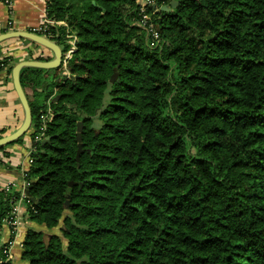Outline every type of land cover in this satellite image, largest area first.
I'll list each match as a JSON object with an SVG mask.
<instances>
[{
    "label": "trees",
    "instance_id": "1",
    "mask_svg": "<svg viewBox=\"0 0 264 264\" xmlns=\"http://www.w3.org/2000/svg\"><path fill=\"white\" fill-rule=\"evenodd\" d=\"M45 3L65 25L38 34L75 49L20 72L23 201L45 228L27 229L20 264H264V0H153V45L135 0ZM20 195L0 186V264H15Z\"/></svg>",
    "mask_w": 264,
    "mask_h": 264
},
{
    "label": "crops",
    "instance_id": "2",
    "mask_svg": "<svg viewBox=\"0 0 264 264\" xmlns=\"http://www.w3.org/2000/svg\"><path fill=\"white\" fill-rule=\"evenodd\" d=\"M45 6V0H0V25L3 26L10 21L14 30L37 29L43 23ZM40 49L39 46L32 45L24 39H12L0 44L1 56H11L13 66L20 61L45 57L51 53L44 51L43 56H38L40 54L37 51ZM8 67L0 70V137L15 131L23 120V109L14 91ZM30 131L23 137L21 143L10 145L0 151V186L7 183L13 184L12 190L20 191L21 194H24V189L28 186L22 178L29 166L32 143ZM6 154H9L7 158L4 157ZM16 205L18 208L17 223L8 247V258L13 263L20 264L22 263L21 244L27 229L45 230V228L27 220L26 207L22 203H16ZM0 233L1 243L7 242L11 234L7 223L3 224Z\"/></svg>",
    "mask_w": 264,
    "mask_h": 264
},
{
    "label": "water",
    "instance_id": "3",
    "mask_svg": "<svg viewBox=\"0 0 264 264\" xmlns=\"http://www.w3.org/2000/svg\"><path fill=\"white\" fill-rule=\"evenodd\" d=\"M166 8L167 7H163L162 9H166ZM12 39H24V40H27L33 43L36 46H39L43 49H47L48 51L52 53L53 58L48 61L36 60V59L24 60V61H20L16 63L12 67L11 69L12 85L17 95V98L21 104V107L23 109V120H22L21 125L15 131L5 136L0 137V147L11 144L17 139L21 138L23 135H25L30 130V127H31V122H32L31 110L29 107L27 97L24 94V91L20 83L21 70L27 67L49 70V69L58 68L59 66L63 65V54L64 53L55 41H52L42 35L35 34L29 31H24V30H13V31L0 34V44L5 41L12 40ZM77 136H79V133H77ZM28 190L29 188L27 186L24 189V194L26 195L27 198H29L30 201H32V198L30 197Z\"/></svg>",
    "mask_w": 264,
    "mask_h": 264
},
{
    "label": "built area",
    "instance_id": "4",
    "mask_svg": "<svg viewBox=\"0 0 264 264\" xmlns=\"http://www.w3.org/2000/svg\"><path fill=\"white\" fill-rule=\"evenodd\" d=\"M136 3L139 5V19L137 21L138 25L141 26L147 33V35H149L150 39H151V45H153L155 42L158 41V33L156 30L153 29V26L152 24L149 22L150 20V17L149 15L147 14L146 12V7L148 5H152L153 4V0H135ZM7 2V1H5ZM65 25L63 22H54V21H51L49 19L46 18V16L44 17V20H43V23L41 24V26L37 29H29V32H32V33H35V34H38L39 32L43 31L47 25ZM1 30H4L5 32H9V31H13L14 29H12V23L10 21H8L5 25L1 26L0 25V31ZM40 35V34H39ZM44 36V35H42ZM45 37V36H44ZM70 44V48L64 52L63 54V67H65L66 65V61L71 57L75 47H74V38L73 39H70L69 42ZM41 48V47H40ZM42 49V50H41ZM39 51H37L38 56H43L44 55V49L41 48ZM30 159H29V163H30ZM23 176H24V173H23ZM4 188L5 191H11L12 187H13V184H5L2 186ZM25 198H27L23 193L20 195V198L17 202L20 203L21 201H23ZM17 213H18V208H17V205L15 207H13V210H12V216L14 219H12V224L15 225L17 223L16 221V216H17Z\"/></svg>",
    "mask_w": 264,
    "mask_h": 264
},
{
    "label": "rangeland",
    "instance_id": "5",
    "mask_svg": "<svg viewBox=\"0 0 264 264\" xmlns=\"http://www.w3.org/2000/svg\"><path fill=\"white\" fill-rule=\"evenodd\" d=\"M69 40H70V39H69ZM68 42H69V41H68ZM32 45H33V44H32ZM59 47L61 48V46H59ZM61 49H62V48H61ZM44 50H45V52H50V51H48L47 49H44ZM49 56H51V58H53L52 53H50ZM59 67H60V66H59ZM52 70H54V69H52ZM52 75H53L52 72L49 73V75H48L49 80H51ZM49 80H47V81L49 82ZM47 81H46V82H47ZM48 82H47V83H48ZM27 133H28V132H27ZM27 133H26V134H27ZM26 134H25V135H26ZM25 135H23L22 137H24ZM12 189H13V188H12ZM12 189H11V190H12ZM21 203H22L25 207H27V206H26V203H25L24 201H21L20 204H21ZM15 206H16V205H15ZM60 227H61V224H59V226H58L57 228H55L54 230H52V233H54V234H59V229H60ZM38 229H39V228H38ZM47 232H48V231H47ZM1 244H2V243H1Z\"/></svg>",
    "mask_w": 264,
    "mask_h": 264
},
{
    "label": "bare ground",
    "instance_id": "6",
    "mask_svg": "<svg viewBox=\"0 0 264 264\" xmlns=\"http://www.w3.org/2000/svg\"><path fill=\"white\" fill-rule=\"evenodd\" d=\"M59 46V45H58Z\"/></svg>",
    "mask_w": 264,
    "mask_h": 264
}]
</instances>
